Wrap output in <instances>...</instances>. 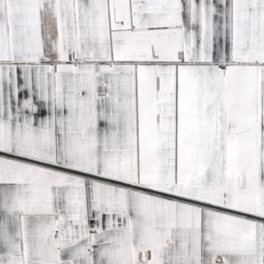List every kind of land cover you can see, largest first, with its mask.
Masks as SVG:
<instances>
[{"label": "snow or ice", "instance_id": "snow-or-ice-1", "mask_svg": "<svg viewBox=\"0 0 264 264\" xmlns=\"http://www.w3.org/2000/svg\"><path fill=\"white\" fill-rule=\"evenodd\" d=\"M0 264H264V0H0Z\"/></svg>", "mask_w": 264, "mask_h": 264}]
</instances>
